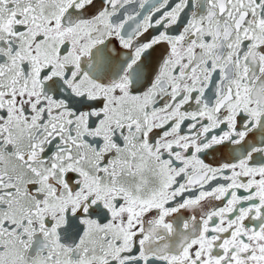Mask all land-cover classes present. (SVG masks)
Segmentation results:
<instances>
[{
  "label": "snow or ice",
  "instance_id": "6c2138e0",
  "mask_svg": "<svg viewBox=\"0 0 264 264\" xmlns=\"http://www.w3.org/2000/svg\"><path fill=\"white\" fill-rule=\"evenodd\" d=\"M0 264H264V0H0Z\"/></svg>",
  "mask_w": 264,
  "mask_h": 264
}]
</instances>
